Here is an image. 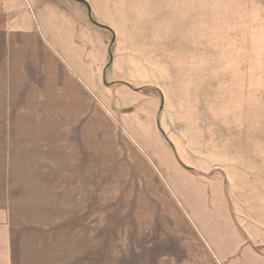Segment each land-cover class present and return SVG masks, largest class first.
<instances>
[{"label": "rangeland", "instance_id": "rangeland-1", "mask_svg": "<svg viewBox=\"0 0 264 264\" xmlns=\"http://www.w3.org/2000/svg\"><path fill=\"white\" fill-rule=\"evenodd\" d=\"M86 1L113 33L75 0H40L36 18L87 83L93 69L91 91L61 75L63 100L0 69V264H148L183 246L264 264V0Z\"/></svg>", "mask_w": 264, "mask_h": 264}, {"label": "crops", "instance_id": "crops-1", "mask_svg": "<svg viewBox=\"0 0 264 264\" xmlns=\"http://www.w3.org/2000/svg\"><path fill=\"white\" fill-rule=\"evenodd\" d=\"M40 4V0H0V69H10L12 71L11 75L20 77L22 81L23 78L27 79L30 76L36 77L38 78V80L35 81L36 92L37 90H41L38 86H47V92L58 91L57 93L62 95L56 94L55 96H60L63 100H65L62 93L64 88H62L63 90L55 88V84L60 85L61 75L62 78L67 77L68 79L67 83L70 85L68 89L69 93H76L79 91L77 85H79L78 81L80 80L82 83V85H80L83 88L89 86L88 88H90L91 91L94 83L93 69L91 68L84 72L88 81L87 83L76 69L61 56L60 51L48 41L44 34H42L41 27L37 20L38 17L36 18ZM72 8L75 10L77 9L81 20L79 22V20L71 19L68 30H71V33H76L81 29L80 25L89 17L86 18V15L83 14V10L79 7L72 6ZM66 40L70 41L66 46L76 50V53L67 52V55L72 58V61L77 60V63L81 67H85L86 61L83 58H85L87 47L82 42H79L72 34ZM73 73L79 76L80 80L73 76ZM50 76L54 79L51 80ZM72 79L75 80V83ZM134 82L136 85L141 83H137V81ZM143 83H146V81ZM42 92L45 91L42 89ZM258 246L260 245L254 246V248L257 249ZM179 248L181 250H186V252L177 254L178 251L176 247L161 250L159 252H161L162 255L149 257L151 261H149L148 264H219V261L217 263V259H214L213 254L208 251L207 247L183 246ZM142 249L143 250L140 249L138 251V254H140L139 256L141 259H145V256H141V254L146 251L144 250L145 248ZM157 251L158 250L147 252L156 253ZM195 251L202 254L200 257L196 258V260L190 258L191 256L184 255L185 253ZM154 258L155 260H153Z\"/></svg>", "mask_w": 264, "mask_h": 264}, {"label": "water", "instance_id": "water-1", "mask_svg": "<svg viewBox=\"0 0 264 264\" xmlns=\"http://www.w3.org/2000/svg\"><path fill=\"white\" fill-rule=\"evenodd\" d=\"M75 1L82 3V4H84V5L87 7L88 17H89L90 21H91L94 25H96V26H98V27L106 28V29L110 30V31L113 33L112 29H111L109 26H107V25H105V24H101V23H99V22H97V21H95V20L93 19L92 14H91V8H90V5L88 4V2H87L86 0H75ZM113 35H114V34H113ZM113 42H114V36L112 37V40H111V42H110L109 47L112 46ZM109 52H110V49H109ZM111 57H112V55L110 54V61H111ZM161 105H162V104H161ZM188 167H190V166H187V168H188Z\"/></svg>", "mask_w": 264, "mask_h": 264}, {"label": "trees", "instance_id": "trees-1", "mask_svg": "<svg viewBox=\"0 0 264 264\" xmlns=\"http://www.w3.org/2000/svg\"><path fill=\"white\" fill-rule=\"evenodd\" d=\"M106 29V28H105ZM108 30V29H107ZM116 82H123V83H126V84H128L127 82H125V81H123V80H115L114 81V83H116ZM129 85V84H128ZM142 88H144L143 86H141V87H138V88H136V89H142Z\"/></svg>", "mask_w": 264, "mask_h": 264}]
</instances>
